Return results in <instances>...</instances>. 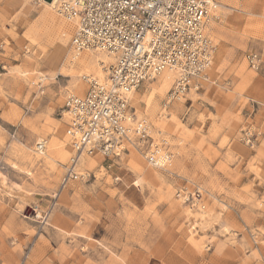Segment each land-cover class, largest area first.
Returning a JSON list of instances; mask_svg holds the SVG:
<instances>
[{"label": "rangeland", "instance_id": "374dc122", "mask_svg": "<svg viewBox=\"0 0 264 264\" xmlns=\"http://www.w3.org/2000/svg\"><path fill=\"white\" fill-rule=\"evenodd\" d=\"M42 1L0 0V264H264V68L244 59L264 61V0H217L211 66L182 98L166 105L159 78L127 98L167 143L163 170L124 145L83 157L92 164L64 187V103L84 94L82 76L104 78L105 54L73 52L74 22ZM186 182L200 205L177 197Z\"/></svg>", "mask_w": 264, "mask_h": 264}, {"label": "built area", "instance_id": "2783aa9c", "mask_svg": "<svg viewBox=\"0 0 264 264\" xmlns=\"http://www.w3.org/2000/svg\"><path fill=\"white\" fill-rule=\"evenodd\" d=\"M219 5L217 0H59L58 14L75 24L73 52L96 51L114 58L106 73L107 86L84 77V94L65 100L62 118L73 154L62 187L81 178L78 166L83 157H119L124 145L138 149L154 169L163 170L170 163L167 143L150 137L148 121L130 111L127 94L169 72L173 80L167 105L182 98L194 80L205 78L214 52L206 28ZM244 59L256 72L264 68L256 52ZM244 142L253 148L256 139L246 133ZM44 148L42 141L35 146L39 153ZM186 184L177 197L200 205L202 189L193 185L187 192Z\"/></svg>", "mask_w": 264, "mask_h": 264}, {"label": "bare ground", "instance_id": "6f19581e", "mask_svg": "<svg viewBox=\"0 0 264 264\" xmlns=\"http://www.w3.org/2000/svg\"><path fill=\"white\" fill-rule=\"evenodd\" d=\"M45 5H47L48 7H54V6H57V4H58V2H59V0H49V3L48 2H46L45 0H43L42 1ZM96 52V51H95ZM103 59L101 58V59H99L98 61H96V63L99 65L98 66V68L100 67V70H101V73L104 75V78L102 79V80H99V82L100 83H102V84H104V85H108V83H107V80H106V73H107V70H108V68H109V66L114 62V58L112 57V56H110V55H107V54H105V55H103ZM85 62V61H84ZM97 72H99V71H97ZM98 74V73H97ZM100 74V73H99ZM98 74V75H99ZM84 77H91V76H89V75H84V76H82L81 77V82L83 83V85H84V91L86 90V83H85V81L83 80V78ZM100 78V77H99ZM94 79V78H93ZM172 80H173V76H172V74H170L169 72H164L160 77H159V80H158V82H156L154 85H152V87H153V90H159V89H167L171 84H172ZM74 87V86H73ZM80 91V87H79V85L77 84V86H76V93L77 92H79ZM83 91V92H84ZM133 92L134 91H131V92H128V94H127V98L129 99V95H130V97L131 96H133ZM83 94V93H82ZM81 94V95H82ZM81 95H79L78 97H80ZM65 135L67 136V137H69L68 135H67V133L65 132ZM42 153V152H41ZM49 153V152H48ZM58 151L57 150H53V152L52 153H49V154H47V156H46V158L47 159H49V160H53L54 158H56L57 157V155H58ZM88 164V165H91L92 164V162L91 161H86L85 159H81L80 160V163H79V166L78 167H80V166H82L83 164Z\"/></svg>", "mask_w": 264, "mask_h": 264}, {"label": "crops", "instance_id": "0c3cea01", "mask_svg": "<svg viewBox=\"0 0 264 264\" xmlns=\"http://www.w3.org/2000/svg\"><path fill=\"white\" fill-rule=\"evenodd\" d=\"M263 77H264V71H263Z\"/></svg>", "mask_w": 264, "mask_h": 264}]
</instances>
